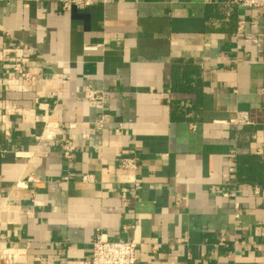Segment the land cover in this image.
<instances>
[{"label": "crops", "instance_id": "obj_1", "mask_svg": "<svg viewBox=\"0 0 264 264\" xmlns=\"http://www.w3.org/2000/svg\"><path fill=\"white\" fill-rule=\"evenodd\" d=\"M93 1L0 0V241L18 250L0 264H83L98 232L137 264H264V9ZM241 110L251 125L227 123Z\"/></svg>", "mask_w": 264, "mask_h": 264}, {"label": "built area", "instance_id": "obj_2", "mask_svg": "<svg viewBox=\"0 0 264 264\" xmlns=\"http://www.w3.org/2000/svg\"><path fill=\"white\" fill-rule=\"evenodd\" d=\"M62 9L70 11L74 7L86 8L94 4L93 0H60ZM228 5H237L239 7H249L264 9V0H223ZM244 28V22L239 21L237 33H240ZM236 33V34H237ZM100 45L86 44L84 49L87 51L97 50ZM37 68L33 71L24 69L20 66H12L10 72L9 84L13 85H33L37 81ZM83 98L88 102L102 106L105 102V93L101 90L94 89L90 86L84 88ZM107 115L104 114L97 121V127L101 129L104 126ZM236 128H242L252 124V120L246 111H236L235 116L227 121ZM72 127V125H70ZM123 124L119 123L115 129L117 134L123 131ZM59 145L62 149L64 157L71 160L77 146L67 138L59 140ZM235 157V156H233ZM236 158H232L231 164L228 166L230 175L236 173ZM120 168L123 170L138 171L139 163L136 157H123L120 159ZM83 182H93L94 177L90 174L82 175ZM17 186L21 188L28 187L24 181L18 182ZM123 195L126 194V189H123ZM256 191L259 188L256 187ZM232 194V193H231ZM224 193L225 196L231 195ZM139 244L134 240L109 239L104 233L98 232L92 241V254L89 258L83 261V264H137V249ZM0 256L7 260H17L18 250L15 247H9L4 242L0 241Z\"/></svg>", "mask_w": 264, "mask_h": 264}]
</instances>
